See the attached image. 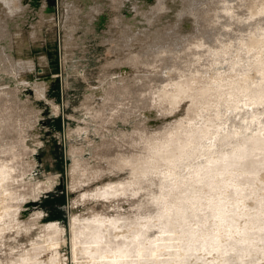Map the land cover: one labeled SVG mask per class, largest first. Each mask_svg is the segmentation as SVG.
<instances>
[{
    "label": "rangeland",
    "instance_id": "374dc122",
    "mask_svg": "<svg viewBox=\"0 0 264 264\" xmlns=\"http://www.w3.org/2000/svg\"><path fill=\"white\" fill-rule=\"evenodd\" d=\"M0 264H264V0H0Z\"/></svg>",
    "mask_w": 264,
    "mask_h": 264
},
{
    "label": "bare ground",
    "instance_id": "6f19581e",
    "mask_svg": "<svg viewBox=\"0 0 264 264\" xmlns=\"http://www.w3.org/2000/svg\"><path fill=\"white\" fill-rule=\"evenodd\" d=\"M18 37H19V36H18ZM32 64H33L32 61H27V62H25V65H28V66H30V67H33Z\"/></svg>",
    "mask_w": 264,
    "mask_h": 264
}]
</instances>
